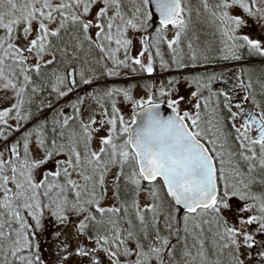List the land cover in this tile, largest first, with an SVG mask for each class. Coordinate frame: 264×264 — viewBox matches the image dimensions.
<instances>
[{
	"label": "snow or ice",
	"instance_id": "obj_1",
	"mask_svg": "<svg viewBox=\"0 0 264 264\" xmlns=\"http://www.w3.org/2000/svg\"><path fill=\"white\" fill-rule=\"evenodd\" d=\"M248 18L264 0H0V264H264V75L214 88L264 58Z\"/></svg>",
	"mask_w": 264,
	"mask_h": 264
},
{
	"label": "trees",
	"instance_id": "obj_2",
	"mask_svg": "<svg viewBox=\"0 0 264 264\" xmlns=\"http://www.w3.org/2000/svg\"><path fill=\"white\" fill-rule=\"evenodd\" d=\"M194 43L198 44L200 47H204L206 45H210L215 52L216 49L220 47V35L215 29L210 27H205L199 33V39ZM261 57H248L245 53L244 59L240 61H219L216 65L223 66V65H231L235 67L236 64L239 65V75L245 80L248 79L249 76L255 80L258 76L264 75V62L260 61ZM264 59V58H263ZM227 69V66L221 67L216 71L218 73H222L224 70Z\"/></svg>",
	"mask_w": 264,
	"mask_h": 264
},
{
	"label": "flooded vegetation",
	"instance_id": "obj_3",
	"mask_svg": "<svg viewBox=\"0 0 264 264\" xmlns=\"http://www.w3.org/2000/svg\"><path fill=\"white\" fill-rule=\"evenodd\" d=\"M227 66V69L226 70H224L223 72H222V74H223V78L222 79H218L217 81H216V83L214 84V88H217V89H219V88H229V87H232L233 85H235L236 83H237V81L235 80V78H234V73L235 74H239V72H237L235 69H232V68H234V66H233V64H229V65H221V66H219V65H215V70H217V69H219V68H221V67H226ZM186 72L188 71V70H185ZM193 72H195V71H202V69L201 70H192ZM173 73H165L164 75H172ZM143 94V89L141 88V89H139L137 92H136V95L137 96H139V95H142Z\"/></svg>",
	"mask_w": 264,
	"mask_h": 264
},
{
	"label": "rangeland",
	"instance_id": "obj_4",
	"mask_svg": "<svg viewBox=\"0 0 264 264\" xmlns=\"http://www.w3.org/2000/svg\"><path fill=\"white\" fill-rule=\"evenodd\" d=\"M262 25H264V22H262V24H258L254 19L248 18L246 26L241 29V33L248 34L252 36L253 38L264 36V27H262ZM260 61L264 62V59L262 58L260 59ZM238 67L239 65L236 64L235 67L232 69H235V70L237 69L239 71Z\"/></svg>",
	"mask_w": 264,
	"mask_h": 264
},
{
	"label": "water",
	"instance_id": "obj_5",
	"mask_svg": "<svg viewBox=\"0 0 264 264\" xmlns=\"http://www.w3.org/2000/svg\"><path fill=\"white\" fill-rule=\"evenodd\" d=\"M161 112L164 113V114H166V115H167V114H170V113L167 111L166 107L163 106V105L161 106Z\"/></svg>",
	"mask_w": 264,
	"mask_h": 264
}]
</instances>
